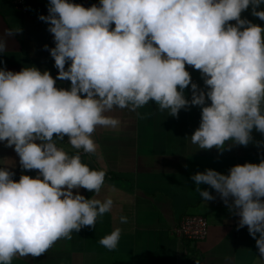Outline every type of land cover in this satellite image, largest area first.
<instances>
[{
    "label": "clouds",
    "instance_id": "obj_1",
    "mask_svg": "<svg viewBox=\"0 0 264 264\" xmlns=\"http://www.w3.org/2000/svg\"><path fill=\"white\" fill-rule=\"evenodd\" d=\"M250 5L264 20V9L258 10L264 0H100L89 7L49 0L48 14L38 18L53 34L55 46L44 48L54 58L56 78L34 64L19 71L0 67V141L14 146L23 169L38 170L16 180L0 167V264L39 256L111 211V196L86 198L79 189L99 194L105 183L106 169L91 167L82 153L96 151L98 126H119L109 114L115 108L136 111L154 101L176 116L197 105L200 123L188 137L195 148L223 151L227 141L264 145L252 137L253 128L264 134V26L241 17ZM20 31L18 25L4 30L0 52ZM186 64L200 71L205 88L192 81ZM57 79L70 87L58 88ZM65 135L75 152L60 142ZM191 180L204 201L216 197L201 184L219 194L264 257V158L236 164L227 174L206 168ZM120 238L117 226L99 244L112 250Z\"/></svg>",
    "mask_w": 264,
    "mask_h": 264
},
{
    "label": "crops",
    "instance_id": "obj_2",
    "mask_svg": "<svg viewBox=\"0 0 264 264\" xmlns=\"http://www.w3.org/2000/svg\"><path fill=\"white\" fill-rule=\"evenodd\" d=\"M25 1L28 11L22 13L8 0H0V35L13 25L22 29L8 38L6 50L0 52V67L19 71L34 64L41 71L49 70L56 78L58 68L44 48L45 44L49 48L55 46L53 34L48 24L38 18L41 13L48 14L49 0ZM251 7L242 11L241 17L264 26V20L251 14ZM261 9L264 5L258 6ZM69 63L65 64L66 69ZM185 66L192 81L205 88L200 71ZM56 86L69 88L70 81L57 79ZM184 91L190 100L191 86ZM206 103H210L207 98ZM156 107L150 101L136 111L113 109L109 114L120 120L119 126H98L92 134L96 151L82 153V159L91 167L106 169V177L99 194L83 187L79 192L86 198L111 196L114 201L111 211L98 217L95 226H83L79 231L74 230L70 239L58 240L47 252L35 257L17 256L11 264H264L247 226L237 228L239 216L228 209L214 189L201 184L202 189L207 188L216 197L204 201L191 180L192 174L206 168L227 174L236 164L259 163L264 158V145L258 147L250 141L245 146L227 141L223 151L215 146L195 148L188 137L199 126L201 106L182 108L176 116ZM252 137L253 141H264V134L255 128ZM67 141L65 135L60 142L75 152ZM0 167L14 172L16 180L21 174L38 173L36 169H23L14 146H8L6 141H0ZM184 213L206 218L204 239L180 240L175 236L173 227ZM122 215L128 217L127 223H121ZM117 226L121 228L118 245L112 250L104 248L99 244L100 238Z\"/></svg>",
    "mask_w": 264,
    "mask_h": 264
},
{
    "label": "built area",
    "instance_id": "obj_3",
    "mask_svg": "<svg viewBox=\"0 0 264 264\" xmlns=\"http://www.w3.org/2000/svg\"><path fill=\"white\" fill-rule=\"evenodd\" d=\"M14 8L22 13L28 11V5L25 0H8ZM100 0H80V4L89 7L92 4L99 6ZM173 233L180 239L191 241H199L206 237L207 220L201 214L184 213L180 216L177 223L173 227Z\"/></svg>",
    "mask_w": 264,
    "mask_h": 264
}]
</instances>
